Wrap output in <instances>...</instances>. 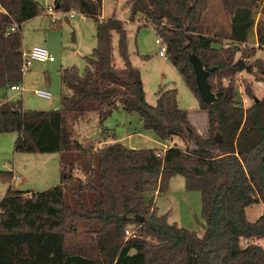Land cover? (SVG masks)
<instances>
[{"label": "trees", "instance_id": "1", "mask_svg": "<svg viewBox=\"0 0 264 264\" xmlns=\"http://www.w3.org/2000/svg\"><path fill=\"white\" fill-rule=\"evenodd\" d=\"M208 1L126 2L129 20L154 28L168 61L206 112L203 137L179 108L175 88L159 89L155 105L146 102L124 23L100 17L102 0H54L56 11L76 10L95 21L96 46L83 72L61 68L59 109L0 101V132L17 133L14 151L58 153L60 165V184L40 192L9 188L0 199V264H264V246L255 242L264 240V212L252 222L245 215L254 203L264 206V95L244 110L234 82L243 69L264 80V0H219L230 20L225 37L206 32ZM41 10L34 0H0V89L21 81L20 28ZM13 23L18 30L10 31ZM253 28L263 58L251 61L257 49L241 46ZM113 32L122 67L112 61ZM190 55L213 68L211 104L199 97ZM117 108L138 113L146 129L163 141L178 137L184 148L173 144L160 155L158 149L128 148L105 128L98 141L103 146L75 138L76 122L96 113L102 123ZM78 164L83 178L73 173ZM175 175L201 194L202 237L169 223L153 204L150 194L166 191ZM0 179L11 181L13 172H1ZM127 227L137 236L125 239Z\"/></svg>", "mask_w": 264, "mask_h": 264}, {"label": "rangeland", "instance_id": "2", "mask_svg": "<svg viewBox=\"0 0 264 264\" xmlns=\"http://www.w3.org/2000/svg\"><path fill=\"white\" fill-rule=\"evenodd\" d=\"M34 1L42 7V10L38 16L21 25L23 49L27 50L35 44H40L52 54L54 61L34 62L22 74V79L18 83L20 90L0 89V101H19L23 108L29 110H57L60 108L62 90L61 68L75 66L79 72H83L85 57L89 56L96 46V25L91 17L76 10L67 12L54 10L56 22L53 23L52 17L46 10L54 5V0ZM126 2L127 0H102L100 17L114 16L124 23L128 56L132 65L140 71L146 102L155 105V94L159 89L175 88L179 108L188 112L189 122L196 131L203 137L207 136L208 117L206 112L199 109L198 98L189 90L167 57H161L158 54L160 44L156 42L158 37L154 28L151 25H145L141 20H129V8ZM71 13L74 14L73 18H70ZM255 13L257 20L260 16L259 9ZM202 17L208 34H218L222 37L229 34L230 20L222 10L219 0H209ZM254 38L253 28L249 42H253ZM117 40L118 36L113 32L112 61L116 67H122ZM223 42L226 41L223 40ZM256 58H263L262 49L256 50L251 61ZM255 79L259 77L252 73L237 72L234 75L237 93L239 89L246 91V86L250 89ZM222 82L226 84L228 80L222 79ZM37 89L48 90L52 97L44 99L36 96L33 92ZM102 128L112 131L118 141L128 148H152L161 152L165 147L173 144L180 148L185 146L178 137L174 138V142L161 140L153 131L144 127L138 113L127 112L121 108L115 109L102 123L96 113H90L86 119L76 122L73 127L74 136L77 139L90 140L96 146L98 144L103 146V143L98 142L101 140ZM16 138L15 132H0V173L14 170L11 181L0 179V199L9 188L15 191L40 192L60 184L59 154L14 151ZM76 167L78 170H74V175L81 176V166L78 164ZM150 197L153 198L157 213L166 214L169 223H176L197 237L203 236L205 222L202 216L201 194L198 190L186 189L181 175H175L169 180L166 191L152 193ZM263 212L264 206L261 202L245 208L246 219L250 222L255 221ZM126 229L133 230V227ZM124 237L128 238L125 233ZM255 242L264 246L263 239L255 240Z\"/></svg>", "mask_w": 264, "mask_h": 264}, {"label": "built area", "instance_id": "3", "mask_svg": "<svg viewBox=\"0 0 264 264\" xmlns=\"http://www.w3.org/2000/svg\"><path fill=\"white\" fill-rule=\"evenodd\" d=\"M54 5L53 6H49L47 8V14H49L52 17V21H56V17L54 15ZM74 14L71 13L70 14V18H73ZM10 31H16L18 30V25L16 23H13L10 26ZM156 42L158 44H160V50H159V55L161 57H166V45L165 43L161 40L160 37H158L156 39ZM242 48L245 47H254L257 50L261 49L257 43L256 37L254 38L253 42H247L242 44L241 46ZM243 62L246 65L250 64V61L246 60L245 58H242ZM54 61V57L52 56V54H50L48 52V50L42 46V45H33L31 48L27 49V50H23L22 49V63H21V73L23 74L25 71H27L29 69V67L33 64V62H53ZM242 72H246L247 74L249 73L246 69H243L241 71H239V73L241 74ZM250 74V73H249ZM223 80L225 81L226 78H223ZM9 89L11 91H17L20 90V87L18 85H11L9 86ZM251 89V93L250 95L246 93L245 90H238V95H239V99L241 101V106L244 110H246L253 102H254V98H261L264 95V80L263 79H255V82L253 84V86L250 88ZM36 96L44 98V99H50L52 97L51 92H49L48 90L45 89H37L33 92ZM101 145L98 144L97 147H100ZM163 152H159L158 155L162 154ZM83 178V176H81ZM17 178V177H16ZM124 233L127 235V237H136L137 234L134 232V230L132 229H125ZM247 240H244V243H246Z\"/></svg>", "mask_w": 264, "mask_h": 264}, {"label": "water", "instance_id": "4", "mask_svg": "<svg viewBox=\"0 0 264 264\" xmlns=\"http://www.w3.org/2000/svg\"><path fill=\"white\" fill-rule=\"evenodd\" d=\"M189 60L193 67L195 83L199 97L205 104H211L215 102L216 97L211 90L210 83L208 82V73L213 68H210L209 70L204 69L200 59L195 55H190ZM259 100V98H254L255 103H257Z\"/></svg>", "mask_w": 264, "mask_h": 264}, {"label": "crops", "instance_id": "5", "mask_svg": "<svg viewBox=\"0 0 264 264\" xmlns=\"http://www.w3.org/2000/svg\"><path fill=\"white\" fill-rule=\"evenodd\" d=\"M35 45H40V44H35ZM32 47V46H31ZM30 47V48H31ZM22 49H23V42H22ZM26 49V48H25ZM24 50V49H23ZM34 63V62H33ZM32 66V65H31ZM10 90V89H9ZM2 101V100H1ZM3 101H5V100H3ZM6 101H8V100H6ZM175 138V137H174ZM174 138L172 139V142H174L173 140H174ZM167 147H169V146H167ZM167 147H165V148H167ZM164 148V149H165ZM12 172H14V170H12Z\"/></svg>", "mask_w": 264, "mask_h": 264}]
</instances>
